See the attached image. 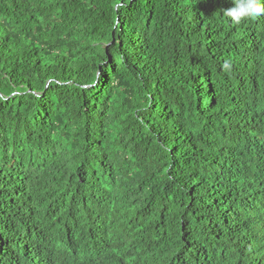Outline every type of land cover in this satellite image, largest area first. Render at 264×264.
<instances>
[{
	"label": "trees",
	"instance_id": "trees-1",
	"mask_svg": "<svg viewBox=\"0 0 264 264\" xmlns=\"http://www.w3.org/2000/svg\"><path fill=\"white\" fill-rule=\"evenodd\" d=\"M229 7L0 0V264H264V14Z\"/></svg>",
	"mask_w": 264,
	"mask_h": 264
},
{
	"label": "clouds",
	"instance_id": "clouds-1",
	"mask_svg": "<svg viewBox=\"0 0 264 264\" xmlns=\"http://www.w3.org/2000/svg\"><path fill=\"white\" fill-rule=\"evenodd\" d=\"M230 2L231 7L223 9V14L235 24L240 23L245 18H254L264 14V3H262V0H230ZM221 68L225 73L231 72V61L224 60Z\"/></svg>",
	"mask_w": 264,
	"mask_h": 264
}]
</instances>
